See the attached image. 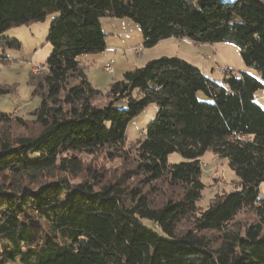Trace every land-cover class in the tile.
<instances>
[{
    "label": "trees",
    "instance_id": "obj_1",
    "mask_svg": "<svg viewBox=\"0 0 264 264\" xmlns=\"http://www.w3.org/2000/svg\"><path fill=\"white\" fill-rule=\"evenodd\" d=\"M49 16L45 72L29 78L39 99L34 130L0 144V264H264V107L254 101L264 89V0H0V58L20 48L8 31ZM105 18L136 24L146 49L172 38L233 44L258 79L224 67L217 83L187 61L161 57L124 72L96 106L101 91L79 59L106 49ZM149 105L155 118L122 176L144 186L167 180L181 190L177 198L154 207L124 182L56 176L80 172L76 154H119L128 125ZM12 121L0 114V125ZM206 152L227 161L238 189L199 210ZM174 153L182 162H168ZM244 209L259 222L241 235L231 225Z\"/></svg>",
    "mask_w": 264,
    "mask_h": 264
},
{
    "label": "rangeland",
    "instance_id": "obj_2",
    "mask_svg": "<svg viewBox=\"0 0 264 264\" xmlns=\"http://www.w3.org/2000/svg\"><path fill=\"white\" fill-rule=\"evenodd\" d=\"M52 19L53 17L49 16L44 22L14 28L4 35L17 40L20 48L6 49L5 55L8 59L0 58V88L8 91L0 95V114L8 115L14 120L11 124L0 125V144L2 145L6 144L7 139L12 141L34 130L31 113L39 104V99L32 95L29 78L39 77L45 72L44 64L50 55V46L46 39ZM103 28L106 31V49L94 60H89L88 57L79 59L88 81L101 91V95L94 102L96 106H102L108 102L106 92L109 85L120 80L124 72L140 68L147 62L161 57H176L187 61L217 83L221 82L224 75L219 67L229 68L235 73H247L258 79L256 72L243 64L238 48L230 43L194 45L188 40L172 38L146 49L141 43L139 27L128 19L105 18ZM2 56L0 49V57ZM110 63H112V71L107 73L105 69ZM198 96L203 99L202 93ZM254 101L264 107V89L254 94ZM155 114V105H149L130 122L126 129L124 147L119 154L107 149L92 155L76 154L75 158L81 167L80 172L66 175L56 173V176H64L72 184L90 180L95 174L101 185L124 182V186L128 188L138 187L148 196L154 207H160L168 200L177 198L181 190L179 187L170 186L167 180L148 183L144 186L139 180L140 177L122 176L134 166L135 145L143 137L144 127L154 120ZM16 119L23 121L24 125H18ZM168 162L176 164L182 162V159L174 153L168 157ZM200 167V181L204 188L197 204L199 210L206 209L216 197L238 189V180L228 167L226 160L212 152H206L200 158ZM259 195L261 199H264V185H261ZM130 202L131 199L128 198L127 203ZM258 219L255 210L244 209L235 217L231 228L242 235L247 228L259 222ZM189 228L190 221L186 220L180 224L181 231ZM262 229L264 233V225ZM208 237L215 240L218 235L209 233Z\"/></svg>",
    "mask_w": 264,
    "mask_h": 264
},
{
    "label": "crops",
    "instance_id": "obj_3",
    "mask_svg": "<svg viewBox=\"0 0 264 264\" xmlns=\"http://www.w3.org/2000/svg\"><path fill=\"white\" fill-rule=\"evenodd\" d=\"M103 20H104V19H102V20L100 21V23H101V27H102V29H103V31H104V33H105L106 31H105V29L103 28ZM105 35H106V34H105ZM179 40H181V39H179ZM183 40H186V39H183ZM190 43H191V42H190ZM115 51H116L117 53L119 52V51H117V50H115ZM98 55H99V54H98ZM98 55L88 57V59H89V60H94L95 58H97ZM111 67H112V65H111Z\"/></svg>",
    "mask_w": 264,
    "mask_h": 264
},
{
    "label": "built area",
    "instance_id": "obj_4",
    "mask_svg": "<svg viewBox=\"0 0 264 264\" xmlns=\"http://www.w3.org/2000/svg\"><path fill=\"white\" fill-rule=\"evenodd\" d=\"M139 49V48H138ZM138 49H133V50H138ZM111 65H112V63H110V64H108L107 65V67H106V69H105V72H107V73H111ZM219 69L222 71L223 70V72H224V67H219Z\"/></svg>",
    "mask_w": 264,
    "mask_h": 264
},
{
    "label": "bare ground",
    "instance_id": "obj_5",
    "mask_svg": "<svg viewBox=\"0 0 264 264\" xmlns=\"http://www.w3.org/2000/svg\"><path fill=\"white\" fill-rule=\"evenodd\" d=\"M111 71H112V67H111Z\"/></svg>",
    "mask_w": 264,
    "mask_h": 264
}]
</instances>
